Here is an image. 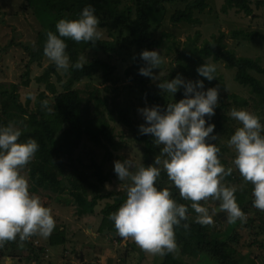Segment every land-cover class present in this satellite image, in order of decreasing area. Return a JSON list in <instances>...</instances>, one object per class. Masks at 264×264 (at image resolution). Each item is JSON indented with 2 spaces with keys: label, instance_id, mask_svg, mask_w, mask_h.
Wrapping results in <instances>:
<instances>
[{
  "label": "rangeland",
  "instance_id": "1",
  "mask_svg": "<svg viewBox=\"0 0 264 264\" xmlns=\"http://www.w3.org/2000/svg\"><path fill=\"white\" fill-rule=\"evenodd\" d=\"M125 1L129 2V0ZM224 1L209 0V8L204 13L196 14L201 18L200 24H173L170 20L171 14L175 10L183 8L185 1L170 2L166 5L164 16H161L164 10L161 11V14L157 13L156 8L150 12L152 15V29L158 38L162 36L163 32L170 33L169 41L174 40L180 43V46L196 35H200L199 43H202L205 39L211 40L214 34L218 35L224 32L225 42L238 56L259 57L262 65H264V40L256 38L249 42L241 38L231 37V30L233 29L257 30L264 34V0H252L253 13L251 15L236 10L224 13L221 8ZM40 29V22L35 17L27 0H0V83L6 86L21 83L25 79L23 75L30 72V86L21 85L19 88L23 100H25L28 91L36 96L44 90V86L36 82V77L40 76L44 69L52 63L46 56L40 62L30 63L26 46L34 47ZM101 31L103 32V39L115 40L118 35L120 36L119 30L110 26L101 28ZM122 43L123 45L117 53H103L92 50H86L82 53L80 58L83 57L81 60L83 64L98 58L108 62L113 66V70L111 72L107 69H100L92 77H84L80 82L75 83L74 88L79 89L86 99H90L94 94L101 100L99 108H96L94 98L90 100L89 110H93L94 116H98L97 112L100 110L106 112L107 109L111 110L116 106H120L121 109L129 113L134 123L132 125L120 123L118 116L115 120L109 119L113 130L112 144L105 140L103 144L98 145L88 135H85L75 152V158L80 157L82 162L76 160L75 166L69 164L65 168L62 183L64 191L61 193L48 190L32 191L29 173L25 168L22 169V174L28 179L30 191L39 195L45 206L51 208L56 225L47 238L34 235L24 242H20L18 238L15 241L6 242L3 247H0V264H68L62 258L67 259V254H76V251L81 250L82 246L86 258H89L85 264H161L165 261L164 255L146 252L133 239L120 237L117 233L113 235L112 232H115L114 223H106V221L110 222L111 220L106 219L104 221L105 216L102 212L109 203L115 202V195L117 197L118 194H122V200L125 201L127 187L130 183L127 180L121 182L118 180L117 174L114 172V161L130 158L137 165L143 163L148 166L145 161L144 143L136 139L144 135L139 132V125L145 123L143 116L138 112V108L153 105L141 97L140 86L129 81L126 77L125 71L133 63L134 56H132V53L128 54V41L122 40ZM167 51V48H165L164 52H160L165 60L160 68L153 69L154 75L159 76L160 71L161 75L159 80L152 79V84L158 85L160 81L170 79L172 74L180 70L176 62L177 53L174 50ZM215 64L223 75L225 83L224 89L218 86L219 104L224 102L227 103L228 107L222 111L225 118L224 122L221 120L220 125L214 128V133L218 135L216 142L221 147L220 158L226 162V167H230L235 153L228 147L227 140L234 133L236 127L239 126V122L229 115L230 110L232 108L247 109L259 115L262 122H264V110L258 111L252 106L251 93L247 87L241 86L236 81L235 69L228 68L223 62ZM57 71L62 77L61 82H58L57 74L53 75L51 80L62 91L63 82L68 79L69 75L63 70ZM106 75H109V78L106 79L108 77ZM227 94L230 96L229 98L226 96ZM234 95L238 96V102L243 97L248 99L250 105H239ZM0 124H2L1 120ZM149 138L154 141L152 136ZM57 140L58 142L64 141L61 136ZM156 146L159 149L156 155H160L162 146ZM156 155L153 156V163ZM93 162L101 165V170L104 175L108 176V180L100 183L97 191L88 188L89 194L87 196L92 199L97 194L106 195L109 192H114V195L99 199L94 214L80 217L77 214L79 204L76 197H78V194H75L77 192L71 188L70 181L77 177L75 170L77 166L81 170L85 169L91 180L98 182L97 177L92 173L96 170V167L92 165ZM165 174L166 172L162 170L158 181L163 185L173 186L167 175L164 180ZM232 174L234 180L230 181L225 177L224 183L235 186L237 191L246 189L249 193V198L245 203L239 204L245 213V219H238L234 223H229L225 218V214L220 213L213 216L212 224L201 225L195 222L196 213L190 207L192 202L184 200L177 188L171 192L177 203L180 199L188 205L190 210L188 215L191 223H194L196 227H206L207 236L217 237L236 250L232 260L226 262L220 257L213 256L210 251L205 250L199 258H185L183 261L181 256L182 245L179 244L177 250L170 254L173 260H178L180 264L186 261L190 264H264V211L253 206V185L245 181L235 168H233ZM60 178L62 179L61 176ZM106 185L110 187H106ZM200 203L210 209L217 206V202L211 199L206 202L200 201ZM180 232L182 235L188 233L184 230ZM62 238L63 241L52 242V240ZM179 258H182V260Z\"/></svg>",
  "mask_w": 264,
  "mask_h": 264
},
{
  "label": "clouds",
  "instance_id": "2",
  "mask_svg": "<svg viewBox=\"0 0 264 264\" xmlns=\"http://www.w3.org/2000/svg\"><path fill=\"white\" fill-rule=\"evenodd\" d=\"M55 29V32L47 31L43 52L57 70L64 72L70 67H84L83 57L75 62L70 60L65 38L95 45L103 37L99 17L92 5L85 6L77 18L59 19ZM140 57L145 66L139 68V73L159 80L161 71L156 76L153 69L164 63L160 50L144 49ZM196 71L212 81L216 78L217 65L204 60ZM157 86L171 95L172 102L163 110L160 105H154L138 108V112L145 120L139 125V132L152 135L154 143L162 146L160 155L148 166L137 165L130 158L114 161L118 180L130 183L125 201L110 213L109 219L121 237L133 239L146 252L163 255L177 250L176 228L187 221L189 215L188 206L177 203L168 187H157L162 170L180 196L192 202L190 207L196 213L195 222L201 225L212 224L213 216L220 213L225 214L229 223L245 219L235 196L236 187L224 183L233 168L253 185V206L264 211V122L247 109L230 110L229 115L239 126L227 140L235 155L232 166L226 167L220 159L218 135L213 134L215 124L209 122L219 105V87L205 89L203 80H186L181 74ZM181 86L183 98L175 101L174 94ZM28 98L35 100L31 93ZM41 103L47 106L48 101ZM21 135L22 128L16 123L0 124V247L17 238L20 242L34 235L47 238L56 225L51 208L30 191L28 179L22 174L39 145L34 138L20 141ZM209 199L216 201L217 206L210 209L200 203ZM182 226L189 228L186 222Z\"/></svg>",
  "mask_w": 264,
  "mask_h": 264
},
{
  "label": "trees",
  "instance_id": "3",
  "mask_svg": "<svg viewBox=\"0 0 264 264\" xmlns=\"http://www.w3.org/2000/svg\"><path fill=\"white\" fill-rule=\"evenodd\" d=\"M174 1L176 0H129V2L125 0H27L41 25L34 47L26 46L30 63L40 62L45 57L43 48L46 33L49 30L56 31L55 24L59 19L77 18L85 6L92 5L95 8V14L99 17L101 28L110 26L117 29L121 38L119 35L115 40L101 38L95 45L91 42L82 41L78 43L70 38H65L67 43L66 52L72 62L80 59V55L86 50L117 53L123 45L122 40L128 41V54L132 53L134 60L125 71L127 79L140 86L141 97L144 100L153 106L160 105L163 110L166 108L167 103L172 102L171 95L162 92L157 85L152 84L151 77L141 75L138 70L140 67L145 66V62L140 57L142 50L159 49L160 52H164V49L167 48L168 51L174 50L177 53L176 62L180 67V70L172 74L169 80L177 74H181L186 80H203L205 89L213 86L224 89V77L219 72L218 67L215 73L216 78L212 81L199 76L196 71L197 67L204 63V60L212 63L223 62L228 68L235 69L236 81L241 86L249 89L251 93L250 100L253 102L252 106L258 111L264 110V65L261 63V58L238 56L225 42L224 32L218 35L214 34L211 40L205 39L202 43H199L200 35H196L194 38L186 40L182 46L174 40L169 41L171 34L168 32H163L159 38L155 35V31L152 29V15L150 12L156 8L157 13L161 14V11L164 10L161 15L164 16L166 5ZM182 1H185V6L171 14V22L173 24H200L201 18L196 14L204 13L209 8V0ZM258 4L260 5L259 2ZM221 8L224 13H229L231 10L243 12L246 15L253 13L252 0H225ZM231 37L241 38L249 42L256 38L264 40V34L257 30L233 29L231 30ZM100 69H107L112 72L113 66L96 58L89 63H84L82 69L70 67L67 71L69 77L63 82V90L60 91L57 84L51 79L53 75L57 74L58 82H61L62 77L54 63H51L40 76L36 77V82L44 86V90L35 96V100L28 98L30 91L24 98L25 100L21 98L19 92L21 85L30 86V72L23 75L25 79L21 83H13L10 86L0 83L1 123H16L22 128L20 141L34 138L39 145L34 158L24 167L29 173L32 191L63 192L64 186L62 183L65 168L69 164L75 166L76 160L82 162L80 157L75 158V152L85 135H88L98 145L103 144L105 140L112 144L113 130L109 119L115 120L118 116L120 123L126 125L134 123L129 113L121 109L120 106H116L111 110L107 109L106 112L100 110L97 112L98 116H94L93 110H89L90 100L95 99L96 108H99L101 100L94 94L90 99H86L79 89L74 88L75 83L80 82L84 77H92ZM106 76H108L106 79L109 78V75ZM183 94V86H181L178 92L174 94V100L179 101L183 98ZM226 96L230 97L228 94ZM234 97L238 98L237 95H234ZM44 100L48 101L47 106L42 105L41 101ZM237 103L241 106L250 105L248 99L244 97L240 98L239 102L237 99ZM227 107V103L224 102L216 107L215 115L209 121L215 124V128L220 125L221 120L224 122L225 118L222 111ZM60 136L63 137V142H58L57 139ZM150 136L152 135L144 134L136 138L137 141L144 143L147 165L153 164V156L159 152L154 141L149 138ZM105 147L107 148V146ZM221 162L224 165L226 164L222 159ZM92 165L96 167V170L92 173L97 177L99 183L91 180L89 173L77 166L75 168L77 177L70 181L71 188L77 192L74 191V193L78 194V197H76L79 204L77 214L80 217L94 214L99 199L114 195V192H109L106 195L97 194L92 199L87 196L89 194L88 188L97 191L99 190V184L108 180V176L104 175L101 170V165L94 162ZM166 175H164V180ZM226 178L233 181L234 175L231 174ZM156 184L158 188L168 187L171 192L175 189L174 186L163 185L158 179ZM235 196L238 204H243L249 198V193L248 190L244 189L243 191H236ZM178 201L183 203L180 199ZM123 202L122 194H118L117 197L115 195V202L109 203L102 211L105 216H103L104 221L106 219L110 221V213L115 212ZM189 212L188 209V214ZM185 222L189 224L187 229L182 226ZM106 223L112 224L114 222L111 220L110 222L106 221ZM183 230L188 233L182 235L180 231ZM205 230L206 227H196L194 223H191L190 217L187 221H182L181 226L176 228V241L177 244L182 245L181 256L183 261L185 258H199L205 250L210 251L213 256L220 257L226 262L231 261L236 250L217 237L207 236ZM115 232L118 234L116 229ZM60 241H63V238L52 240L54 243ZM171 253L165 252L163 254L165 261L161 264H180L178 260H173V257L170 256ZM182 258L179 259L182 260ZM183 264L190 263L186 261Z\"/></svg>",
  "mask_w": 264,
  "mask_h": 264
},
{
  "label": "crops",
  "instance_id": "4",
  "mask_svg": "<svg viewBox=\"0 0 264 264\" xmlns=\"http://www.w3.org/2000/svg\"><path fill=\"white\" fill-rule=\"evenodd\" d=\"M83 247V246H82ZM81 247V250L80 249H78L77 251H76V254H67L66 255V257H67V259H64V258H62V260L63 261H65L66 260V262L68 263V264H85V262L87 261V260H89V258L87 259L86 258V253H84V249ZM90 247V250H92L91 249V246H89ZM90 250H87L88 252L90 251ZM75 252V251H74ZM80 252V253H79ZM15 260V259H14ZM20 260V259H19ZM21 260H23V259H21ZM60 260V259H59ZM68 260H70V261H68ZM85 260V261H84ZM56 261H58V260H56ZM14 262V261H13ZM22 263H23V261H22ZM31 264H36V263H31ZM54 264V263H53ZM90 264V263H89ZM93 264V263H92Z\"/></svg>",
  "mask_w": 264,
  "mask_h": 264
},
{
  "label": "water",
  "instance_id": "5",
  "mask_svg": "<svg viewBox=\"0 0 264 264\" xmlns=\"http://www.w3.org/2000/svg\"><path fill=\"white\" fill-rule=\"evenodd\" d=\"M112 234H113V235H116V232L113 231ZM120 237H121V236H120Z\"/></svg>",
  "mask_w": 264,
  "mask_h": 264
}]
</instances>
